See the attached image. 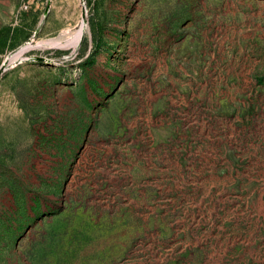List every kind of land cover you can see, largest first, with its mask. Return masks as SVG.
<instances>
[{
    "label": "rangeland",
    "instance_id": "1",
    "mask_svg": "<svg viewBox=\"0 0 264 264\" xmlns=\"http://www.w3.org/2000/svg\"><path fill=\"white\" fill-rule=\"evenodd\" d=\"M26 44L0 264H264V0H0V67Z\"/></svg>",
    "mask_w": 264,
    "mask_h": 264
},
{
    "label": "bare ground",
    "instance_id": "2",
    "mask_svg": "<svg viewBox=\"0 0 264 264\" xmlns=\"http://www.w3.org/2000/svg\"><path fill=\"white\" fill-rule=\"evenodd\" d=\"M82 30H84V26L80 31L75 33L72 38H69V39H66L63 41H61V40H50V41L42 42L39 44H43L45 47L70 48V49L75 50L76 47L80 44V42L82 40V35H84ZM37 47L38 46L31 47V44H26L23 47H21L19 50H17L14 54L10 55L8 57V59L5 61H7L8 66L9 65L12 66L17 61L22 60L25 52H27L29 49L37 48ZM5 61L3 62V64L0 67V74L4 71V69L6 67Z\"/></svg>",
    "mask_w": 264,
    "mask_h": 264
},
{
    "label": "water",
    "instance_id": "3",
    "mask_svg": "<svg viewBox=\"0 0 264 264\" xmlns=\"http://www.w3.org/2000/svg\"><path fill=\"white\" fill-rule=\"evenodd\" d=\"M5 69L4 70H6L8 67H10V65L8 66V63H7V61H5Z\"/></svg>",
    "mask_w": 264,
    "mask_h": 264
}]
</instances>
